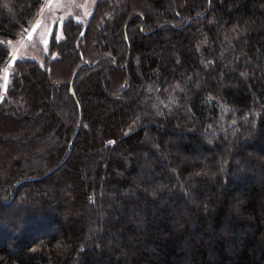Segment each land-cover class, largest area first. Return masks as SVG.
Wrapping results in <instances>:
<instances>
[{
  "label": "trees",
  "instance_id": "obj_1",
  "mask_svg": "<svg viewBox=\"0 0 264 264\" xmlns=\"http://www.w3.org/2000/svg\"><path fill=\"white\" fill-rule=\"evenodd\" d=\"M47 1L0 0V264H264V0H92L8 67Z\"/></svg>",
  "mask_w": 264,
  "mask_h": 264
},
{
  "label": "rangeland",
  "instance_id": "obj_2",
  "mask_svg": "<svg viewBox=\"0 0 264 264\" xmlns=\"http://www.w3.org/2000/svg\"><path fill=\"white\" fill-rule=\"evenodd\" d=\"M93 4L92 0H72L71 3H66L64 0H48L41 14L24 36L10 45L12 54L8 67L19 59L31 57L33 53L45 55L49 50L47 42L51 35L54 34L56 40L63 39V20L67 17L66 15L75 18L77 23H83ZM8 67L3 75L2 83L8 78ZM1 89L4 91V85H1Z\"/></svg>",
  "mask_w": 264,
  "mask_h": 264
},
{
  "label": "water",
  "instance_id": "obj_3",
  "mask_svg": "<svg viewBox=\"0 0 264 264\" xmlns=\"http://www.w3.org/2000/svg\"><path fill=\"white\" fill-rule=\"evenodd\" d=\"M93 9H92V11L90 12V15H89V18H88V20H87V23H86V25H85V27L88 25V23H89V21H90V18H91V16H92V14H93ZM84 27V28H85ZM74 76H75V73H74V75L72 76V79H71V82H70V94L74 97V91H73V78H74ZM68 156V155H67ZM67 156H66V158H67ZM65 158V159H66ZM65 159L63 160V162L65 161ZM60 166V165H59ZM20 183H22V182H19L18 184H20Z\"/></svg>",
  "mask_w": 264,
  "mask_h": 264
}]
</instances>
